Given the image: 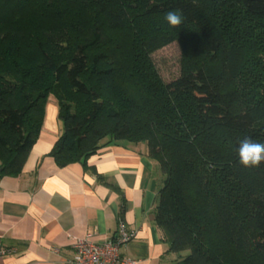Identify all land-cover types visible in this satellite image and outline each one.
Listing matches in <instances>:
<instances>
[{"label": "trees", "instance_id": "trees-1", "mask_svg": "<svg viewBox=\"0 0 264 264\" xmlns=\"http://www.w3.org/2000/svg\"><path fill=\"white\" fill-rule=\"evenodd\" d=\"M169 11L185 17L178 28ZM172 41L188 56L170 83L147 58L119 59ZM232 54L264 55V0H0L3 174L20 172L52 97L59 167L145 145L162 179L154 223L175 264H264V163L244 167L237 151L245 137L264 142V73L237 83Z\"/></svg>", "mask_w": 264, "mask_h": 264}, {"label": "crops", "instance_id": "crops-1", "mask_svg": "<svg viewBox=\"0 0 264 264\" xmlns=\"http://www.w3.org/2000/svg\"><path fill=\"white\" fill-rule=\"evenodd\" d=\"M58 114L49 97L38 140L19 173L4 175L0 163V247L14 250L0 256V264H63L74 254V239L103 242L119 220L135 235L122 256L136 264H175L154 223L162 179L145 145H108L59 167L50 156L62 135Z\"/></svg>", "mask_w": 264, "mask_h": 264}, {"label": "rangeland", "instance_id": "rangeland-1", "mask_svg": "<svg viewBox=\"0 0 264 264\" xmlns=\"http://www.w3.org/2000/svg\"><path fill=\"white\" fill-rule=\"evenodd\" d=\"M254 37L255 36H252L249 39V43L254 42ZM201 42L199 40H196L195 38L192 41L195 46H199ZM141 47L142 46H138V48L134 50L133 54L129 53V49H127L126 51L120 50L119 59L132 60V55L137 58H147L151 62L157 75L166 84L176 80L180 76L181 62H183V57L187 58L188 54H185V50L182 48V45L179 42L172 41L162 47L153 49L149 54L145 51V49L141 51ZM109 48H111V45L102 47L97 51V53L99 51L108 52ZM250 59L251 60L249 61V63H245L244 58L241 54H232L231 56L230 69L233 76L235 77V80L239 84L243 83L240 81V77L241 75H244L246 71L248 75L247 82L249 77L251 78L250 82L256 81L257 78L261 77L258 76V73H264L262 72L261 68V65H264V55L253 54ZM185 63L187 64V61H185Z\"/></svg>", "mask_w": 264, "mask_h": 264}, {"label": "built area", "instance_id": "built-area-1", "mask_svg": "<svg viewBox=\"0 0 264 264\" xmlns=\"http://www.w3.org/2000/svg\"><path fill=\"white\" fill-rule=\"evenodd\" d=\"M124 223L119 220L114 236L103 242H94L87 235L72 242L73 256L63 264H136V261L122 256L120 250L134 239ZM14 250L0 247V256L12 254Z\"/></svg>", "mask_w": 264, "mask_h": 264}, {"label": "clouds", "instance_id": "clouds-1", "mask_svg": "<svg viewBox=\"0 0 264 264\" xmlns=\"http://www.w3.org/2000/svg\"><path fill=\"white\" fill-rule=\"evenodd\" d=\"M184 19L177 11H169L165 16L166 22L173 28H178ZM237 151L239 163L244 167L258 168L264 163V142L245 137L239 142Z\"/></svg>", "mask_w": 264, "mask_h": 264}]
</instances>
